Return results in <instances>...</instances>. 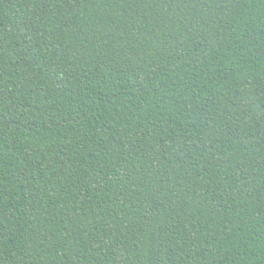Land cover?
Masks as SVG:
<instances>
[{"label": "trees", "instance_id": "obj_1", "mask_svg": "<svg viewBox=\"0 0 264 264\" xmlns=\"http://www.w3.org/2000/svg\"><path fill=\"white\" fill-rule=\"evenodd\" d=\"M0 264H264V0H0Z\"/></svg>", "mask_w": 264, "mask_h": 264}]
</instances>
